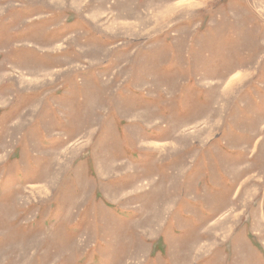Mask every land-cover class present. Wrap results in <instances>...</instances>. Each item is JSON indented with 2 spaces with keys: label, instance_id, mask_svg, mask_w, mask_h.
<instances>
[{
  "label": "rangeland",
  "instance_id": "1",
  "mask_svg": "<svg viewBox=\"0 0 264 264\" xmlns=\"http://www.w3.org/2000/svg\"><path fill=\"white\" fill-rule=\"evenodd\" d=\"M0 264H264V0H0Z\"/></svg>",
  "mask_w": 264,
  "mask_h": 264
}]
</instances>
